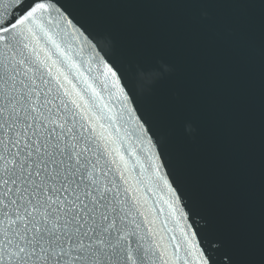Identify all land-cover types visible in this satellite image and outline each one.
I'll use <instances>...</instances> for the list:
<instances>
[{
	"label": "snow or ice",
	"instance_id": "6c2138e0",
	"mask_svg": "<svg viewBox=\"0 0 264 264\" xmlns=\"http://www.w3.org/2000/svg\"><path fill=\"white\" fill-rule=\"evenodd\" d=\"M84 43L105 53L100 84L130 132L105 115L99 77L90 82L91 69L66 51ZM109 46L62 0L0 5V264H239L174 178ZM133 135L148 169L125 159ZM141 185L166 193V208L150 204Z\"/></svg>",
	"mask_w": 264,
	"mask_h": 264
},
{
	"label": "water",
	"instance_id": "95a60500",
	"mask_svg": "<svg viewBox=\"0 0 264 264\" xmlns=\"http://www.w3.org/2000/svg\"><path fill=\"white\" fill-rule=\"evenodd\" d=\"M62 3L89 31L110 41L105 52L124 70L174 178L208 219L212 238L226 243L222 252L239 264H264V0ZM66 51L82 70L91 69L90 82L99 77L94 87L111 108L105 115L117 117L112 123L120 125L121 135L130 132L120 103L109 101L100 84L105 53L93 54L87 43L83 51L75 45ZM147 72L155 75L145 79ZM74 83L86 87L78 78ZM125 148L130 165L138 158L148 169L147 149L134 135ZM140 187L150 204L166 208V193Z\"/></svg>",
	"mask_w": 264,
	"mask_h": 264
}]
</instances>
